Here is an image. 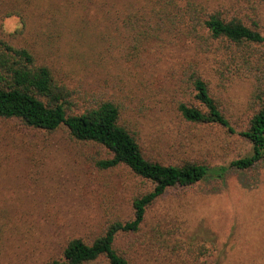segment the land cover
Instances as JSON below:
<instances>
[{"label":"rangeland","instance_id":"374dc122","mask_svg":"<svg viewBox=\"0 0 264 264\" xmlns=\"http://www.w3.org/2000/svg\"><path fill=\"white\" fill-rule=\"evenodd\" d=\"M195 1L208 7L218 3L224 16L249 25L258 21L264 36V0L251 1L258 14L226 0ZM9 6L10 0H0V35L21 29L18 16L4 17ZM68 29L53 48H40L47 57L39 56L53 62L57 79L74 92L75 101L118 99L148 158L164 165L226 166L249 155L250 145L238 135L186 122L175 111L174 102L197 105L181 89L186 60L195 55L188 44L187 50L150 48L129 62L122 29L108 28L113 33L107 36L86 29L78 39ZM260 51L264 56V45ZM200 69L231 127L244 130L253 113L247 103L250 81L221 84L208 60ZM101 157H106L103 149L77 142L63 127L45 132L0 119V226H5L0 264H44L60 258L68 240L90 242L111 222L133 219V199L151 184L124 166L98 168L94 163ZM190 243L205 247L212 264H264V159L247 171L229 170L221 179L167 190L147 209L137 231L116 235L114 249L128 264H172L173 253L182 259Z\"/></svg>","mask_w":264,"mask_h":264},{"label":"trees","instance_id":"16d2710c","mask_svg":"<svg viewBox=\"0 0 264 264\" xmlns=\"http://www.w3.org/2000/svg\"><path fill=\"white\" fill-rule=\"evenodd\" d=\"M115 1L119 0H10L4 16H18L21 29L10 36L0 35V119L16 120L24 127L45 132L63 127L77 142L105 151L106 157L95 160L98 168L124 166L152 186L133 199L131 221L111 222L90 242L70 239L60 258L44 264H128L114 249L116 235L137 231L147 209L167 190L221 179L229 170L247 171L264 159V56L260 51L264 36L258 21L249 25V20L224 16L226 12L218 9V3L208 7L195 0H127L120 5ZM251 1L224 3L245 5L256 13L258 8ZM69 26L77 39L86 29L104 36L113 33L108 28L119 33L122 29L129 62L150 48L160 51L182 46L187 50L188 44L195 55L186 60L181 89L184 87L197 105L174 102L175 111L186 122L217 125L238 135L250 145L249 155L226 166L195 162L164 165L148 158L139 136L124 118L118 99L75 101L74 92L57 79L53 62L39 56L47 57L42 54L44 49L61 42ZM198 54L206 60L200 62ZM207 60L221 84L236 79L250 81L247 103L253 113L244 130L237 132L231 127L211 96L200 69ZM72 109L79 111L74 113ZM4 228L0 226V235ZM188 246L185 254H180L182 259L173 253L172 264H212L205 247L195 243Z\"/></svg>","mask_w":264,"mask_h":264}]
</instances>
